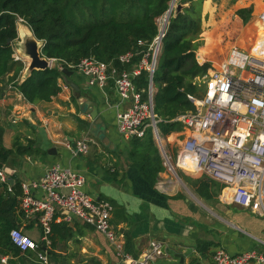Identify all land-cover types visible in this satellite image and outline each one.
Masks as SVG:
<instances>
[{
	"label": "built area",
	"instance_id": "2783aa9c",
	"mask_svg": "<svg viewBox=\"0 0 264 264\" xmlns=\"http://www.w3.org/2000/svg\"><path fill=\"white\" fill-rule=\"evenodd\" d=\"M264 26V11L260 14ZM169 25L168 11L157 19L158 32L151 39H138L133 47L110 61L95 56L83 57L77 64L48 58L50 66L61 72L62 90L70 88L63 70L73 69L83 75L88 87L101 90L112 86L119 98L116 108L118 132L126 139L144 136L152 128L159 146L165 171L177 174L183 170L191 175L207 177L224 185V200L264 216V39L262 33L251 50L233 46L228 56L213 68L196 76L194 84L200 94L189 95L195 108L178 115L183 129L163 136L158 122L162 119L154 107V75L162 52L163 39ZM198 60L211 62L202 58ZM145 73L147 85L138 87L137 80ZM61 90V91H62ZM177 134V139H170ZM91 138L66 140L65 146L74 156L87 154ZM175 143V144H174ZM173 144V145H172ZM175 148V151L172 147ZM175 154V160H174ZM0 182L13 190L9 174L0 168ZM86 178L80 172L52 164L39 180L21 184L20 209L27 217L36 216L42 226V240L49 239L52 223L63 213L65 221L74 217L101 232L113 246L121 261L128 264H155L163 254L162 243L152 241L144 258H133L126 251L125 240L111 224L113 204L83 190ZM43 188L45 196L33 194ZM69 188L67 193L63 189ZM13 243L22 252L38 251L37 263L50 264L45 250L20 227L10 231ZM262 247L232 254L223 247L214 250L211 264H264ZM1 262H7L2 258Z\"/></svg>",
	"mask_w": 264,
	"mask_h": 264
},
{
	"label": "crops",
	"instance_id": "0c3cea01",
	"mask_svg": "<svg viewBox=\"0 0 264 264\" xmlns=\"http://www.w3.org/2000/svg\"><path fill=\"white\" fill-rule=\"evenodd\" d=\"M232 2L233 0H222L218 5L215 0H204L202 12L204 29L210 32L215 40L211 46H216L219 44L218 33L221 29L226 30V25L220 23L229 15L228 12L223 14L222 8L232 4L233 12L250 6H253L255 11L260 9L255 24H249L250 22L245 24L234 42L228 41L230 49L237 46L249 51L261 34L259 24L260 14L264 11V0ZM218 15L220 19H217ZM206 16L209 17L208 22ZM20 25L21 29L18 27L20 35L21 30L30 32L26 25ZM262 33L264 39V31ZM200 56L209 59L213 64L221 61L212 51ZM12 74L10 72L2 78L0 84V120L4 127V145L7 148L12 147V135L15 137L19 135L24 144H27L29 139L35 143L32 155H16L4 164L3 168L9 174L10 184L19 183L21 186L24 182L39 180L54 163L80 172L86 178L84 191L113 204L111 224L123 235L126 251L133 258H140L146 254L150 250L152 241L162 243L163 254L159 258L166 264H211L217 247H223L232 254L255 248L251 245L245 250L231 251L229 245L233 242L227 243L229 241L226 239L227 228L219 223L216 225L212 217L203 212L198 207L199 204L186 195L178 181L183 180L197 192L193 181L203 177L191 175L180 169L182 174H176L177 177L163 171L159 174L156 184L151 185L136 167L130 165L128 160L130 139L124 138L117 130L116 108L113 105L119 98L112 86L106 88V97L101 90L88 87L85 80L81 85L71 76L69 80L79 86V92L70 85V88L63 89L51 101L39 102V106L48 108V114L52 116L44 119L39 107L26 101L14 83L9 80ZM72 96H75V100ZM93 108L98 112L96 117H92L90 113V109ZM57 113L62 125L65 126L64 129L71 131L70 135L60 141L56 137L58 135L61 137L62 134H58L53 126L55 124L53 116ZM23 122L30 127H26ZM93 126L99 127L96 130L99 136L92 140L89 152L74 156L64 142L90 137L87 134L92 133ZM80 132L84 134L80 136ZM175 138H178L177 134L170 137L172 140ZM172 148L175 151V148ZM215 182L221 189L213 198L208 199L197 193L211 208L216 207L220 211H225V206L235 204L224 200V185ZM0 186H2L1 182ZM45 193L40 187L33 190V194L38 198H43ZM205 208L212 211L206 205ZM250 212L264 218L253 211ZM63 215V213L58 214L53 221L58 225L55 231H51L47 240H42L43 230L36 216L27 217L24 213L21 221L20 228L42 246V250L49 255L50 264H128L119 259L113 246L101 232L76 217L71 221H65ZM64 224H66L65 228L69 227L70 233H66V229L62 226ZM233 226L238 227L234 222ZM206 227H212L217 233L213 231L210 236H205ZM194 238L201 240L197 249L193 246L195 253L189 254L186 247L190 246L191 241L188 239ZM207 243L209 246L204 248ZM209 248L212 254L208 259ZM37 252L33 250L22 252L24 262L19 257H15L13 264H38ZM2 258L7 259L6 264H10L8 255H0V261Z\"/></svg>",
	"mask_w": 264,
	"mask_h": 264
},
{
	"label": "trees",
	"instance_id": "16d2710c",
	"mask_svg": "<svg viewBox=\"0 0 264 264\" xmlns=\"http://www.w3.org/2000/svg\"><path fill=\"white\" fill-rule=\"evenodd\" d=\"M173 0H0V84L13 66L9 77L14 86L29 103L51 101L62 88V72L56 66L34 70L22 80L23 61L15 60V41L18 39V22L26 24L37 39L43 42L42 54L63 63L77 64L83 57L95 56L110 61L131 49L138 39L151 40L158 32L157 19L171 7ZM204 0H176L182 10L173 9L163 39L162 52L154 75V107L162 119L158 122L163 136L183 129L178 115L193 110L194 102L189 95H199L200 88L194 84L196 76L209 72L213 63H201L197 58L212 51L223 60L230 51V42L252 18L253 7H243L222 23L226 30L218 33L216 46L210 32L203 28ZM260 32L264 31L261 24ZM11 40V41H10ZM211 47H209V46ZM207 46V47H206ZM73 74L76 69L73 68ZM72 74V75H73ZM71 75V76H72ZM71 76L68 77L71 78ZM147 85L145 73L137 80V86ZM75 100V96H72ZM4 127L0 124V168L16 155H32L34 141L22 143L17 135L12 147L3 141ZM130 165L136 167L142 177L155 185L159 174L165 171L159 146L152 128L142 137L130 138L128 150ZM196 191L208 199L217 195L221 187L207 177L196 179ZM0 194V255H8L10 264L15 257L24 262L22 251L10 236L13 228H19L24 212L19 209L22 189L19 183L10 192L6 184ZM52 224V232L56 229ZM64 228L66 224L62 225ZM92 227V226H91ZM70 233L69 227L65 228ZM209 243L204 248H207ZM42 250V246L39 247ZM129 250V249H128Z\"/></svg>",
	"mask_w": 264,
	"mask_h": 264
},
{
	"label": "rangeland",
	"instance_id": "374dc122",
	"mask_svg": "<svg viewBox=\"0 0 264 264\" xmlns=\"http://www.w3.org/2000/svg\"><path fill=\"white\" fill-rule=\"evenodd\" d=\"M215 1H216V3H218V5L222 3V0H215ZM234 1H236V0H233L232 3H234ZM231 5L229 7L222 8L221 11H222L223 14L225 12H228L229 13L228 16L232 15L235 18L236 17L235 16L236 12L231 11V7H232ZM253 9H254V7H253ZM259 10L260 9H258L256 11L255 10L253 11L252 18L249 21L250 23L248 22L249 24H255V22L258 19V11ZM206 19H207V22H208L209 17L206 16ZM217 19H220V15L217 16ZM203 22H204V20H203ZM20 24H23L21 19L18 22V27L19 26L21 27ZM202 25H203V28H205L204 27L205 26L204 23ZM20 32L22 33V30ZM20 52L21 51L18 49V47L15 46V54H14L15 60H21V61H23L24 65H25V68L22 71V76H23V74L25 72V69H26V66L28 65V60ZM14 70H15V65L13 66V69L11 70V72L13 73ZM72 79L82 85L84 77H83V75L79 74L76 71L72 75ZM194 81H195V79H194ZM34 106H38L39 107V109L41 110V112L43 114V118L44 119H49L50 117H52L50 114H48V108H43V107L39 106V102L35 103ZM53 117H54V123H55V124H53V126L56 128V132L58 134H62L61 137H60V135H58L56 137V139L58 141L63 140L67 135H70L71 131H67V130L64 129L65 126L62 125L61 120L58 118L59 117L58 113L55 114V116H53ZM0 124L2 125L1 120H0ZM23 124L26 127H30L26 122H23ZM97 129H99L98 126L91 127V132L92 133L87 134V136L88 135L90 136L88 138L92 137L91 139L94 140L97 136H99L98 131H96ZM82 130H84V127L82 128ZM86 132H87V130H86ZM30 133H32V132H30ZM83 134H84V132L83 133L80 132L79 135L81 136ZM11 137H12V139H11L12 142H14L15 138H13V137H15V136L12 135ZM3 139H4V134H3ZM174 160H175V154H174ZM180 173H181V171L177 170V174L179 175ZM168 174H171V173L168 172ZM171 175L174 176V177H177L176 174H171ZM189 176H191V175H189ZM191 178H193V177L191 176ZM178 181L180 182L181 189L184 192H186V195H188V197H190L191 200H193L197 204H199L198 207L203 212H205L209 217H212V219H213V221H215L216 225H218V223H219V224H221V225H223L224 227L227 228V230L224 229L228 233V236H227L226 239L229 240V241L227 243L231 244V242H233L232 245H229L231 251L245 250V249H248L247 248L248 246L251 247V245L253 247H262L263 246V243L260 241V239L264 240V218L263 217H259V216L255 215V214L251 213L249 210L243 209V208L238 207L236 205L225 206V208H226L225 211H220L216 207L211 208V206L205 204V201L199 196V194L197 192H195V190L192 187H190L187 183H185L181 179H179ZM3 191H4V186H0V194ZM205 205L208 208L212 209V211H210L207 208H205ZM233 222L236 223L238 225V227L233 226ZM201 231H202V229H201ZM213 231L215 233H217V231H215L212 227H206L204 229V232L206 234L205 236H210ZM188 240L191 241V243H190V246L186 247V250L188 251L189 254H192V253L194 254L195 252L193 250V246L196 247V249H197L198 246H199L198 243L200 242L201 239L194 238V239H188ZM211 254H212L211 253V248H209L208 259H209V255L211 256ZM94 258H96V257H94ZM201 258H202V256H201ZM91 260H92V258H91ZM155 262H156V264H166V262L164 260H162L161 258H159V257L157 258V260Z\"/></svg>",
	"mask_w": 264,
	"mask_h": 264
},
{
	"label": "water",
	"instance_id": "95a60500",
	"mask_svg": "<svg viewBox=\"0 0 264 264\" xmlns=\"http://www.w3.org/2000/svg\"><path fill=\"white\" fill-rule=\"evenodd\" d=\"M182 7H183L182 4H176V0H173L171 7L168 10V17H170V14H171L173 9L177 13V12H180L182 10ZM24 25H26V24H24ZM18 33H19V30H18ZM15 46L18 47V49L21 51L20 53H22V55L24 57H26V58L29 57L31 59L30 64H28L26 66L25 72L22 76V80H24L26 77H28L34 70L46 69V68L50 67V65H51L50 60L46 56H44L42 54V51H41V49L43 47V42L36 38V36L31 31V29H30V36L28 39L24 38L23 36H21L19 34L18 39L15 41ZM63 73H64V79L66 80V82L69 83L76 90V92H79V90H80L79 86L76 83L71 82L68 79V77L73 74V70L65 68L63 70ZM87 104H89V103H87ZM90 113H91L92 117H96L98 112L96 109L93 108V109H90ZM63 190L66 191L67 193L70 191L69 188H65ZM143 258H144V256L140 257L141 260ZM0 264H5V263L0 261Z\"/></svg>",
	"mask_w": 264,
	"mask_h": 264
},
{
	"label": "bare ground",
	"instance_id": "6f19581e",
	"mask_svg": "<svg viewBox=\"0 0 264 264\" xmlns=\"http://www.w3.org/2000/svg\"><path fill=\"white\" fill-rule=\"evenodd\" d=\"M259 25H261V24H259ZM21 36H23L24 38L28 39L29 36H30V32L22 31ZM27 60H30V61H29V64H30L31 59L28 57Z\"/></svg>",
	"mask_w": 264,
	"mask_h": 264
}]
</instances>
